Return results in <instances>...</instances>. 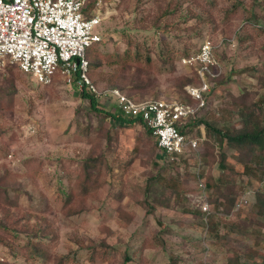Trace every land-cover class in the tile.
Returning a JSON list of instances; mask_svg holds the SVG:
<instances>
[{"label": "rangeland", "instance_id": "obj_1", "mask_svg": "<svg viewBox=\"0 0 264 264\" xmlns=\"http://www.w3.org/2000/svg\"><path fill=\"white\" fill-rule=\"evenodd\" d=\"M167 1L172 8H176V13L167 19L173 24L168 33L162 34L157 33L150 22L140 20L147 14L158 13V2L103 0L105 18L95 29L100 27L101 37L105 31L111 37L105 50L124 48L128 35L156 49L167 45L179 54L185 48L190 52L197 50L201 41L209 38L216 45L221 78L226 77L230 68L247 70L213 88L207 98L208 112L219 114V108L230 101L228 93L236 96L240 90H250L252 94L264 91V86L257 82L250 70L253 66L264 64V34L249 24L252 21L264 26V0H238L240 7L228 19L224 17V12L231 5V0H217L214 9H208L215 24L198 22L195 14H204V11L197 7L195 0ZM185 17L189 18L186 22L182 21ZM123 28L128 30L126 35L118 33ZM180 58L175 61L174 72L155 73L157 97L139 94L136 99H177L180 94L175 88L177 78L191 72L179 63ZM10 65L8 68V65L0 66V186L7 189L9 196L17 198L19 210L32 208L43 211L58 233L57 241L49 250L50 259L46 263L38 261L34 264H59L62 257L69 259L66 264H121L125 253L131 258L126 264H166L172 254L179 258L177 264H201L204 259L207 264H225V256H230L234 247L215 252L209 245V233L206 232L204 237L205 230L193 214L171 205L155 206L151 214L145 213L140 203L142 188L153 161L161 162L163 154L153 145L140 141L145 131L142 124L122 127L110 117L99 123L97 118L85 116L83 110L88 106V100L79 95L75 84H65L60 74L50 84L43 85L19 71L15 65ZM105 70L109 68L105 67ZM130 74L139 75L137 71H130ZM97 85L105 86L100 81ZM101 101L97 100L99 105H103ZM77 109H80L78 113ZM232 118L234 120L236 116ZM235 123L238 125L237 121ZM84 127L87 128L86 134L80 133ZM108 137L107 154L111 160L114 157L118 159L111 164L134 158L127 165L124 175L116 177L120 178L122 185V200L116 198L118 184L109 180L98 190L87 186L83 194L75 187V174L80 162L105 149ZM134 146L137 147L136 154L131 152ZM224 150L228 163L234 169L229 177L238 186V199L245 201L242 202L244 216L252 207L254 191L264 192V176L261 178L259 172L244 175L241 164L234 161L232 151L229 148ZM218 151L217 146L208 149L207 171L214 175H217ZM181 172L184 173V170ZM196 182L189 180L192 192ZM71 189L73 198L64 205V192ZM119 205V211L133 214L128 225L118 223L114 208ZM184 207L188 205L185 203ZM252 219L256 221L262 217L252 215ZM108 228L111 233L106 235ZM164 228L170 233L153 240ZM221 232L234 240L244 241L247 237L226 227L221 228ZM260 237L255 239L260 240ZM149 238L153 244L160 245L142 248L143 242ZM101 240L115 246L116 250L107 259L97 257L92 263L88 260V248ZM234 245L239 251L243 249L238 243ZM253 247L258 252L255 259L260 260L264 255V242ZM12 249L0 244V264H25L19 249L14 248L17 255L11 253Z\"/></svg>", "mask_w": 264, "mask_h": 264}, {"label": "trees", "instance_id": "obj_2", "mask_svg": "<svg viewBox=\"0 0 264 264\" xmlns=\"http://www.w3.org/2000/svg\"><path fill=\"white\" fill-rule=\"evenodd\" d=\"M153 1L159 3V12H156L155 15L147 14L145 18L140 20L144 19L150 22V26L157 33H168L173 24L168 22L167 19L176 13V8H172L167 0ZM216 1L195 0L197 7L200 6L204 11V14H195L199 23L215 24L213 15L208 13V9H214ZM95 2L96 0H91L88 3L85 9L87 14L91 13V10L95 7ZM230 3L231 5L224 12V17L227 19L234 16L240 7L238 0H231ZM187 19L189 18L185 17L182 21L186 22ZM257 23L249 21L250 25L258 28L260 34H264V26ZM213 29L216 30L217 27L214 26ZM126 31L128 30L123 28L118 33L126 35ZM109 40L111 41V37L107 36V31H105L99 42H95L86 49L88 77L96 85L97 81L104 82V88H118L135 100H141L136 99L139 94H152L157 97L155 73L174 72L175 61L194 52H190L185 48L178 54L167 45L156 49L153 45L141 42L128 35L124 40V48L117 47L113 50H105ZM262 48L264 51V46ZM216 56L218 57V54ZM6 65H8L7 68L12 66L10 64ZM105 67H108L109 70L106 71ZM246 70V68H230L226 72L225 78L218 76L211 81V91L218 84L227 83L234 75L242 74ZM250 70L253 73L252 75L256 77L257 82L264 86V64L261 67L253 66ZM130 71H137L139 75H132ZM190 71L189 75L177 78L175 88L182 96L178 94L176 98L184 103L195 104L197 101L184 89L186 85L197 86L199 84V77L195 70L191 68ZM58 75L59 72L55 74L52 81ZM210 93L207 98H209ZM79 95L89 102L83 110L85 116L95 117L99 123L110 117L113 122L119 123L122 127L142 124L141 121L135 118L123 117L118 110H115L114 105L108 108L102 107L98 104L95 95L85 89L79 90ZM228 95L231 96L230 101L219 108V114L215 111L208 112L207 106L182 130L183 133L199 132L197 125L201 124L203 126L205 138L198 147L199 160L194 159L193 162H189V158L185 156L175 161H169L167 156L164 155L161 162L153 161L152 169L142 188L143 199L140 200V203L144 206L146 214H151L155 206H179L181 211L193 214L204 229L203 214L188 196L192 192L189 180H197L199 176L208 190V201L211 204V211L207 215V233H209L210 247L215 252L222 251L225 247H234L230 256H225V264H264V255L260 260L255 259L258 252L253 247L255 244L258 245L260 242H264V192L254 191L255 199L252 207L247 214L242 216V207L245 202L235 208L238 201V186H236L235 180L229 177V173H233L234 169L228 163L224 150V148H229L232 151L233 159L236 163L241 164L244 175L251 176L259 172L261 178L264 176V91L252 94L250 90H240V93L236 96L232 93H228ZM79 110L77 109L76 113ZM233 115L236 116L234 120ZM235 121L238 122V125ZM80 133L86 134L87 128H82ZM140 141H143L145 145H153L154 148L159 150L156 137L146 127L140 136ZM109 144L110 137L106 142V150L103 149L96 155H89L80 162L75 174V187L80 194L84 193L87 186H92L98 190L109 180L118 184L116 198L122 200V185L120 178L116 177L118 174L120 177L124 175L127 165L131 164L134 158L132 156L127 160L118 161L115 165L111 164L117 162L118 159L115 157L114 160L110 159L107 154ZM216 146L219 151L217 175H214L207 171L208 149H214ZM136 151L137 147L134 146L131 152L136 154ZM194 167L199 168L198 175L193 171ZM181 170H184V173ZM64 193L63 204L66 205L73 198L74 192L71 189ZM165 199H167L166 204H164ZM185 203L188 207H184ZM1 204L3 207L0 208V244L8 245L10 249L13 248L11 250L13 255H17L18 252L14 251V248L17 247L25 264H34L38 261L46 263L50 259L49 250L58 239V233L48 217L43 214V211L32 208L19 210L17 198L9 196L7 189L2 186H0ZM123 205L126 206V204ZM119 208L120 205L114 208L117 211L118 223L123 226L128 225L133 214L123 213L119 211ZM252 215L260 216L262 219L254 221ZM224 227L234 229L247 236L246 240L230 238L221 232V228ZM106 232V235L111 233L109 228ZM166 233H170V230L165 228L160 230L153 237V240H158L161 235ZM256 236H261L260 240L255 239ZM151 238L143 242L142 248L158 247L160 245L153 244ZM252 239L255 240L254 243L251 242ZM220 241H222L221 244ZM233 243H238L243 249L241 251L237 250ZM115 250V246L101 240L98 244H93L88 248L90 253L88 260L92 263L95 262L97 257L105 260L113 255ZM168 258L166 264H177L176 261L179 260L173 254L169 255ZM243 259H247L249 262ZM68 260L67 257H62L59 264H66ZM130 260L131 258L125 253L121 264H126Z\"/></svg>", "mask_w": 264, "mask_h": 264}, {"label": "built area", "instance_id": "obj_3", "mask_svg": "<svg viewBox=\"0 0 264 264\" xmlns=\"http://www.w3.org/2000/svg\"><path fill=\"white\" fill-rule=\"evenodd\" d=\"M91 0H0V66L13 64L37 83L50 84L57 72L68 86L75 84L101 99L102 107L114 105L125 118H135L157 139V147L169 161L187 156L189 162L199 160V144L205 138L203 126L199 132L183 133L186 125L207 107L211 81L220 76L221 64L216 45L203 39L197 50L180 58L179 63L193 68L199 77L197 86L186 85L185 91L195 104L177 99L135 100L118 88H104L88 77L86 49L99 42L105 13L102 1L96 0L90 14L85 12ZM199 168L194 167L198 175ZM189 198L201 211L204 237L207 232L211 204L208 190L198 176L195 191ZM243 201L238 199L235 208ZM201 264H207L204 259Z\"/></svg>", "mask_w": 264, "mask_h": 264}]
</instances>
